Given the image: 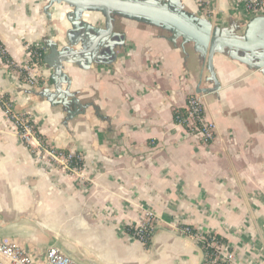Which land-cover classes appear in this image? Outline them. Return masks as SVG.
Segmentation results:
<instances>
[{"label":"crops","instance_id":"crops-1","mask_svg":"<svg viewBox=\"0 0 264 264\" xmlns=\"http://www.w3.org/2000/svg\"><path fill=\"white\" fill-rule=\"evenodd\" d=\"M165 1L213 26L243 30L247 22L235 0ZM71 10L50 0H0V42L9 59L20 66L28 46L44 45L49 54L52 43L68 44ZM84 20L106 27L100 11ZM114 31L125 43L112 63H63L62 88L82 110L74 116L48 97L50 64L44 60L41 83L32 87L0 56V96L16 112L36 114L49 145L83 156L79 172L44 169L4 122L0 104V238L16 240L37 260L56 246L81 264H202L197 240L180 231L190 225L223 237L236 253L232 264H264V74L218 52L220 87L213 90L193 42L182 47L170 30L120 14ZM199 85L207 91L197 92ZM191 94L215 125L210 145L174 122ZM146 210L156 216L150 240H126L118 225Z\"/></svg>","mask_w":264,"mask_h":264},{"label":"water","instance_id":"water-1","mask_svg":"<svg viewBox=\"0 0 264 264\" xmlns=\"http://www.w3.org/2000/svg\"><path fill=\"white\" fill-rule=\"evenodd\" d=\"M50 3H65L72 8L68 18L74 30L67 34L68 44L59 46L52 43L51 52L45 56V61L54 69L53 92L49 90L48 97L53 104H61L73 116L82 113V110L77 109L79 101L75 96L62 88L66 82L63 80V63H75L84 68L94 63H112L117 58L116 48L125 43L123 35L114 31L115 14L160 25L171 31L172 42L181 38L182 47L193 42L214 81L213 90L220 87L213 65L214 55L218 52L227 50L232 57L264 74V16L252 17L242 30L240 25L213 26L165 0H50ZM90 11L104 14L105 28L84 20L85 13ZM73 32L80 35L72 39L70 34ZM113 37L119 39L113 40ZM75 47L80 49L75 50ZM206 91L200 85L197 88L199 93Z\"/></svg>","mask_w":264,"mask_h":264},{"label":"built area","instance_id":"built-area-1","mask_svg":"<svg viewBox=\"0 0 264 264\" xmlns=\"http://www.w3.org/2000/svg\"><path fill=\"white\" fill-rule=\"evenodd\" d=\"M204 5L205 0H198ZM237 9L248 21L252 17L264 16V0H235ZM240 5V8H239ZM48 49L44 45L28 46L25 61L16 66L11 60H5V67L16 71L23 81L37 87L41 83L42 66ZM131 53L128 52V55ZM109 73V72H108ZM186 76H182L185 82ZM0 104L3 108L4 122L15 129L20 140L32 148V154L36 162L49 172H79L83 162L81 154H70L62 152L49 145L41 136L38 118L34 113L21 114L13 109L12 102L5 96H0ZM174 122L183 127L189 137L195 142L210 145L216 139V129L205 112V106L198 94L187 97L183 108L174 111ZM156 229V216L154 212L146 210L143 216L137 220H128L118 225L120 234L126 240H139L147 242ZM180 231L185 235L194 236L204 254L202 264H232L236 261V253L232 251L227 243H218L215 239L208 240L206 234L211 231L183 225ZM214 251H208L207 248ZM0 264H81L59 247H50L44 260H37L21 248L16 240L9 237L0 238Z\"/></svg>","mask_w":264,"mask_h":264},{"label":"trees","instance_id":"trees-1","mask_svg":"<svg viewBox=\"0 0 264 264\" xmlns=\"http://www.w3.org/2000/svg\"><path fill=\"white\" fill-rule=\"evenodd\" d=\"M0 56L4 59V60H10L9 59V57H8V55L5 53V51L3 50V47H2V44H1V42H0ZM44 60H45V57H44ZM206 238L208 239V240H211V239H215L216 241H218V243H227V241L223 238V237H221L219 234H217V233H215V232H213V231H211V233L210 234H206ZM149 241V240H148ZM147 241V242H148ZM201 244L199 243V246H200ZM207 250L208 251H214V249L213 248H211V247H209V248H207Z\"/></svg>","mask_w":264,"mask_h":264}]
</instances>
